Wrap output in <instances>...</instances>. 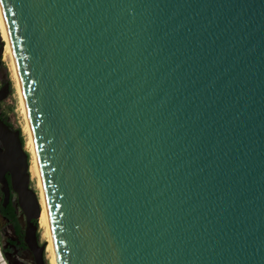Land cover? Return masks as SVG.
Here are the masks:
<instances>
[{
    "label": "water",
    "instance_id": "obj_1",
    "mask_svg": "<svg viewBox=\"0 0 264 264\" xmlns=\"http://www.w3.org/2000/svg\"><path fill=\"white\" fill-rule=\"evenodd\" d=\"M0 3L58 264H264V0Z\"/></svg>",
    "mask_w": 264,
    "mask_h": 264
},
{
    "label": "flooded vegetation",
    "instance_id": "obj_2",
    "mask_svg": "<svg viewBox=\"0 0 264 264\" xmlns=\"http://www.w3.org/2000/svg\"><path fill=\"white\" fill-rule=\"evenodd\" d=\"M5 45L0 42V122L6 129L8 141L0 136V165L2 158L8 155L6 177L9 191L8 194L3 191L0 182L1 250L7 264H52V235L51 232H45L41 223L42 203L39 201V206L35 203L31 191L25 194L21 191L24 181L19 171L31 159L26 147L23 122L16 112L18 109L13 99L15 83L10 61L6 58ZM10 152L13 155L10 156ZM29 188H35L40 199V191L33 179L29 181Z\"/></svg>",
    "mask_w": 264,
    "mask_h": 264
},
{
    "label": "bare ground",
    "instance_id": "obj_3",
    "mask_svg": "<svg viewBox=\"0 0 264 264\" xmlns=\"http://www.w3.org/2000/svg\"><path fill=\"white\" fill-rule=\"evenodd\" d=\"M0 31L3 33L4 40L6 41L5 50H6V54L9 57L10 68H11V72H12V78L14 79L16 91H17V94L19 97L20 109H21L22 115L24 117L23 131H24V134L26 137V147H27L28 151L30 152V157H31L30 170H31L32 178L35 181V184L40 191L41 203L43 206L41 223L45 227V232L49 233V232H51V227H50V221H49V214H48V210H47V206H46V202H45V195H44V191H43L42 178H41L40 169L38 166V161H37L36 152H35V145H34L33 135H32V131H31V126H30V123H29V120L27 117V113H26L23 94H22V90H21V86H20V82H19V78H18V73H17L16 66H15L12 46H11V42H10L5 18L3 16L1 3H0ZM50 248L53 252L52 264H57L55 250H54V246H53L52 241L50 243Z\"/></svg>",
    "mask_w": 264,
    "mask_h": 264
},
{
    "label": "rangeland",
    "instance_id": "obj_4",
    "mask_svg": "<svg viewBox=\"0 0 264 264\" xmlns=\"http://www.w3.org/2000/svg\"><path fill=\"white\" fill-rule=\"evenodd\" d=\"M6 58H7V60H9V57H8L7 54H6ZM13 82H14V80H13ZM14 91H15V94L13 95V99L16 102L15 107H17V109H18L16 112L19 115V118L24 123V117H23L22 112H21V109H20L19 97H18V94H17V91H16V87H14ZM0 264H7L6 258L4 257L3 252L1 250V244H0Z\"/></svg>",
    "mask_w": 264,
    "mask_h": 264
}]
</instances>
